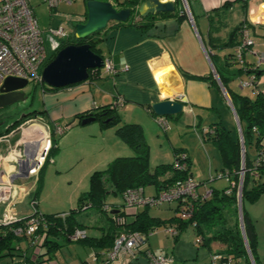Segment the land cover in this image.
Instances as JSON below:
<instances>
[{"label": "rangeland", "instance_id": "374dc122", "mask_svg": "<svg viewBox=\"0 0 264 264\" xmlns=\"http://www.w3.org/2000/svg\"><path fill=\"white\" fill-rule=\"evenodd\" d=\"M99 1L107 2L109 0ZM181 4L183 7L182 1ZM30 6L43 32L48 58L56 53L55 50L60 41L58 37L51 33V30L62 28L69 35H72L75 32V26L84 23L86 20L84 17L86 14L88 15L85 0H76L72 4L63 3L54 9L43 3L42 0H30ZM188 11H190V8H188ZM136 14L134 13L131 16V21L137 20L138 17L136 18ZM80 17L83 18L82 22H79L78 18ZM244 17L241 8L235 9L227 21L228 31L224 30L222 33L226 36L228 32L240 24L241 19ZM199 21V19H196L195 22L199 23ZM231 51V49H228L217 54L219 56L216 59L217 67L227 76H230V70H225L224 57ZM248 59L255 61L251 56ZM238 68V65H233L231 69ZM236 80L233 81L234 88H236ZM237 82H239V78ZM43 85L46 84L29 82L23 90L26 100L9 107L0 108V134L5 133L14 122L20 120L24 115L34 112L39 115L46 110L54 109V102L50 98L49 93L45 92ZM46 87L50 88L47 85ZM249 90L244 89V91L239 92L248 94ZM62 108L63 105L57 107L59 110ZM119 115L122 119V124L130 122L132 117L140 118L143 120V123L145 122V125L141 123V127L144 138L150 147L151 169L159 165L174 164L175 149L184 147L187 149V153L192 160V168L193 173L196 175V182L203 183L199 186L200 192L203 193L206 190L213 191L214 189L222 191L230 186V182L226 177L219 178L223 165L218 148L211 139L204 137L202 132L204 129L196 126L197 123L194 121L193 115L181 113L168 117L170 129L167 132H164L156 121L147 119L141 112L129 113L121 109ZM64 121L71 125V129L63 138L61 135L56 136V146L59 147V150L49 154V160L44 164L34 180L29 179L23 182L27 185L26 182L29 183L33 180L29 186L28 196L19 202L15 208V216L19 217V219L30 217L35 213L33 203L36 204L37 211L45 215L68 214L73 210H77L80 197L89 191L90 178L94 172L107 169L109 164L117 157H132L136 154V151L118 135V126L103 130L100 128L99 122L81 126L74 123L72 119H65ZM219 122L225 126L232 137L237 136L238 133L240 140L238 123L230 106H220L218 110H214L209 116H205L202 126ZM31 123L28 120L20 128L26 129ZM20 128L18 126L14 131L18 129L20 131ZM247 152L250 161H254L258 157L256 148L250 144L247 145ZM245 175L246 172H244L243 177L239 176L237 182L239 187V192H236L238 199L237 214L232 211L227 215V219L232 226L236 220H239L241 226L243 221V208L248 212L258 232V254H262L259 261H261V264H264V194L254 203L249 202L247 199L243 202L242 190ZM259 181L260 184H264V174ZM253 184L254 182L252 180L249 184L250 189ZM144 195L147 197L157 195L156 187L152 184L147 185L144 188ZM240 197L242 212H240L239 206ZM34 200L35 202H33ZM106 204L111 206L117 205L118 209L126 214L134 209L124 205L122 196L108 195L106 197ZM177 205L178 202L172 204L163 203L159 207L152 206L149 207V213L163 220L174 215L173 218H176L175 207ZM110 212L111 210L105 212L103 209L89 208L75 213L76 220L85 227L88 240L84 242L68 241L64 236L57 237L51 235L50 239L59 245L55 259L41 264H100L104 259V255H101L102 250L97 249L92 243L95 238H101L104 234L109 233L112 226ZM0 213H2V210ZM177 220L168 225L177 227L180 235L178 237L179 239L175 241L176 238H172L170 235L164 233L165 225H163L158 227V232L149 238V243L146 244L147 247H151L152 251L156 253H172L175 256V243L182 241L188 246L196 248V250L199 249V254H202L201 259L203 260L207 256V254L203 253H206L208 250L201 244H195L198 240L195 227L192 224H188L181 231L179 219ZM214 244V246L211 245L212 250L214 249L216 251L221 248L218 243ZM13 246L15 249L20 247L21 251H26L25 242L20 243V245L15 242ZM28 251L29 254L33 253L30 252L31 249ZM96 252L100 253L98 255V261L94 257ZM40 253L41 248H36L33 254L36 256ZM20 254L21 252L19 250H14L12 255L1 258L0 264H20L22 260ZM248 256L250 257L249 253ZM187 259L178 260L177 258V264H195L193 259ZM239 261V264H247L245 259L241 258Z\"/></svg>", "mask_w": 264, "mask_h": 264}, {"label": "trees", "instance_id": "16d2710c", "mask_svg": "<svg viewBox=\"0 0 264 264\" xmlns=\"http://www.w3.org/2000/svg\"><path fill=\"white\" fill-rule=\"evenodd\" d=\"M90 0H85L87 3ZM146 0H109L107 2H113L114 7L117 10L130 9L132 11L131 16L134 13L136 18L140 16L138 13L139 6ZM182 0H175L176 9L174 12H165L161 13L158 16L149 15L145 18H141L140 21L130 20L126 22H115V25L118 26H137L142 28H148L154 25V22L157 19L161 18H172L178 17L184 19L187 16L184 6L181 4ZM238 1H244L242 8L244 10L248 7L249 0H236L235 2H226L221 8L215 9L210 14L207 15L209 23V33L208 40L206 43L207 52L209 54L210 60L213 63L214 70L218 75V78L221 82V85L225 92L230 96L232 105L238 116V120L241 125L244 138L245 146V169L247 170L246 175L244 176V184L242 190V201L244 202L247 199L249 202L257 201L262 194H264V184H260L259 179L264 174V166L260 168L257 165V168L254 166V162L257 161V158L254 161H250L248 158L247 145L250 144L256 148V151L259 152L264 150V94L256 91L257 96L255 99H251L248 96L237 94L233 92L230 88L231 82L243 76V70L231 69L233 63L231 58L233 53H229L224 57V63L226 65V71L230 70V76L222 73L221 70L216 65V59L219 53L228 50L235 49L240 42V29L241 26L245 23L242 22L237 25L233 30L227 33L225 36L222 32L227 27V21L230 17L232 7ZM104 2V1H103ZM192 0H188L190 12L195 19L193 9H192ZM86 17V18H85ZM84 22L87 21L88 15L86 14ZM83 21V18L81 22ZM103 31L92 34L91 36L85 39L76 38L75 32L64 40H60L59 44L51 57H49L47 64L53 61L57 53L63 48L69 45H83L88 44L91 46V49L96 54L100 55V50L98 48L101 39L99 36ZM101 56V55H100ZM102 57V56H101ZM229 68V69H227ZM90 72V78L96 76L100 70ZM261 69L256 71V76L262 74ZM187 77H190L195 80L209 81L215 87H219V84L213 75L206 77H197L184 74ZM45 91H55L59 89H52L43 85ZM113 104L103 106L98 109V111L93 113H85L77 115L78 124H81V121L88 116H95L97 122H99L102 129H108L113 126H118L117 133L118 135L132 148L136 151V154L132 157H117L114 159L108 166L107 169L103 171H96L92 174L90 178V188L89 191L84 193L78 204V209L73 210L72 212L66 214H55V215H45L40 214L37 209L32 216H40L44 219L41 223V227L36 231L32 236H27L26 234L17 235L15 231L19 228H24L26 222L30 217L23 218L18 222L10 224L8 226L0 227V259L5 256H10L13 254L14 250H19L21 252L22 260L20 264H41L44 262H50L55 259L56 251L58 250V243L50 239L51 235L57 237L64 236L68 241H73L71 237L76 230H85L83 224L79 223L75 218V213L81 212L89 208H98L103 209L105 212L110 210H105L106 197L108 195L122 196L128 190L143 189L147 185H154L156 187L157 194L167 190L174 184L179 181H182L189 176H191V162L182 149H175V158L180 153L186 154L187 169L184 171H179L174 168V164L159 165L154 169L150 168V147L144 138L143 129L139 124L134 123H124L122 124V119L118 113V110L112 108ZM152 117H156L152 112L151 108L148 109ZM43 114V113H40ZM37 115L36 112L31 113L28 118L34 117ZM107 120H110L108 123ZM19 121L12 124L5 133H10L15 128L19 126ZM209 128L215 129L214 135L204 134V137L212 140L215 146L218 148L221 159H222V173L229 174L231 182L237 184L239 180V172L241 170V164L243 160L241 143L239 136L232 137L227 131L225 126L219 122L215 123ZM256 129V131H254ZM2 134H0L1 136ZM57 150L55 146L51 150V154ZM252 173H257L258 176H252ZM253 180L254 184L252 188H249L250 182ZM231 189V194H226V191ZM237 187H226L224 190L219 191L214 189L212 192V198L204 199L201 198L195 203V213L193 219L189 221H180L181 231L183 227L188 224L196 223L195 230L199 237L203 239L202 245L208 246L213 242L223 244L226 249L220 255L222 256L218 264H235L242 258L248 259V252L243 237L242 229L239 223V220L235 221L233 226L229 224L227 215L230 212L234 211L237 214L238 211V199H237ZM204 193H201L203 195ZM156 196V195H154ZM181 204H178L176 207V212H179L182 208ZM119 210V209H118ZM115 211L111 209V212ZM110 212V213H111ZM115 215L122 216L126 219V224L124 229L128 231L135 232H148L154 228L165 225L166 223L177 220L172 218L168 222H163L159 219L152 218L149 215V206L144 207V210L136 215V218L132 222L127 221V215L125 212L120 211L118 213H111L110 221L112 226L108 234H104L101 238H95L93 245L97 249L102 250V254H106L108 249L113 246L115 237L119 231V227L115 224L113 217ZM178 221V220H177ZM243 226L244 234L247 240L248 247L251 251L252 257L255 264H258L257 257V246L258 238L255 229V224L251 219L248 212L243 208ZM39 236L40 241L35 242L36 237ZM180 236V235H179ZM176 239H178V237ZM88 236L82 242L87 241ZM79 241V242H80ZM25 242L26 251H21V248L18 247L15 249L13 246L14 243ZM35 248H41V253L35 256V260L32 261L31 258L34 254H27L28 250L33 252ZM6 252V253H4ZM100 253L97 252V258ZM99 260V258H98ZM96 260V261H98ZM104 259L100 264H103ZM210 264V263H209Z\"/></svg>", "mask_w": 264, "mask_h": 264}, {"label": "crops", "instance_id": "0c3cea01", "mask_svg": "<svg viewBox=\"0 0 264 264\" xmlns=\"http://www.w3.org/2000/svg\"><path fill=\"white\" fill-rule=\"evenodd\" d=\"M235 1L236 0H193L192 9L195 16L193 24L189 21L188 17L184 19L178 17L157 19L154 25L148 28L118 26L115 25L116 21L109 22L107 28L103 30L102 34L99 36L101 42L98 48L104 61H111L118 73L116 75H109L101 70L87 82L62 88L61 90L45 91L49 93L50 98L54 102V109L46 110L43 114H37L33 118L28 119L30 122H35V126H32V128L37 130L39 135L52 138L54 146L57 148V150L54 151H58L59 147L56 146V136L60 135L56 132V127L58 125L67 128L65 133L61 135L63 138L71 129V125L65 123V119H72L74 123L81 125L78 124L77 115L87 112H96L103 106L113 104L119 98L124 101V105L116 109L118 113L121 109L129 113L141 112L147 119H152V121H156V119L150 115L148 109L151 108L153 104L165 99L179 100L184 103V113L193 115L197 127L199 126V128L203 129L209 128L213 124L202 126L204 117L209 116L214 110H218L220 106H230L225 93L220 85V88H218L209 81L195 80L184 74L197 77L214 76V66L207 56V47L205 43L208 40L209 33L207 15L213 10L221 8L226 2ZM263 1L264 0H249L246 10L242 8L244 1H238L234 4L231 11V13H233L237 8L242 9L245 17L241 19L240 23H249L252 28V35L259 48L264 44V15L259 14L255 17L251 12L254 7L261 5ZM249 17L250 19H248ZM141 18L142 17L139 16L137 21H140ZM196 19L200 20L199 23L195 22ZM225 30L228 31V27L225 26ZM233 52L234 49H232L231 53ZM249 61L253 62L252 60ZM126 68H128V70H125ZM261 71H263L262 74L257 78V91L258 93L261 92L264 94V67L261 68ZM237 80L236 88H234V83L231 82V90L235 93L238 92L237 94L255 99L257 93L252 90H249L248 94L241 93L244 89L240 88ZM59 105H63V108L60 110L57 109ZM230 109L234 114L231 106ZM28 120L26 122H28ZM126 123L139 124L140 126L142 123L145 125V122L143 123V120L137 117H132L131 121ZM20 129V131L19 129L16 131L13 130L10 133H3L1 135L8 136V139L0 143V174L4 173L10 175L14 174L16 171L14 164L11 162L13 160V155L10 156V154L26 137V131L23 132L24 129ZM21 147L19 146V148ZM180 149L184 150L187 154L191 162V176L195 179L196 175L193 173L192 160L187 153V149L184 147ZM6 157L7 159L5 160ZM33 180L31 182H33ZM31 182L26 183L30 186ZM199 184L201 185L203 183ZM210 198H212V195ZM112 207L115 209L118 208L117 205L111 206V208ZM143 210L144 207L131 210L126 214L127 221H134L136 215ZM178 213L179 212H176L177 219H179ZM149 215L163 222H168L175 216L163 220L162 218L152 216L150 213ZM16 218L19 219L17 216ZM171 223L172 222L166 223L165 226ZM195 233L197 234L196 230ZM256 233L258 238L257 229ZM176 240L177 239H175V241ZM148 243L149 242H147V244ZM214 243L217 242L204 246L208 251L203 253L207 254L203 260L201 259L202 254H199V249L196 250V248L188 246L182 241L175 243V256L172 253L165 254L173 256L175 264H177V258L178 260H183L184 258H188L187 260L193 259L195 264H209L213 255H220L226 249L223 244L218 243L221 248L216 251L214 249L212 250L211 245L214 246ZM258 247L259 246H257L258 264L259 262L261 264L259 258L262 254H258ZM146 250L152 251L151 247L145 245L141 253H139L138 259L140 262L134 263V261H131V264H144L143 260H145V258L143 254H145ZM193 250L194 252H192ZM27 254H29V251ZM95 254H97V252ZM243 259H245L247 264H253L249 256L248 259ZM31 260L34 261L35 256H33ZM239 262L240 261H238V264ZM115 264L129 263L118 261Z\"/></svg>", "mask_w": 264, "mask_h": 264}, {"label": "built area", "instance_id": "2783aa9c", "mask_svg": "<svg viewBox=\"0 0 264 264\" xmlns=\"http://www.w3.org/2000/svg\"><path fill=\"white\" fill-rule=\"evenodd\" d=\"M76 0H42L50 8L59 7L60 4H72ZM193 1V0H192ZM184 4H188V0H183ZM113 3V2H112ZM189 7V4L187 5ZM189 21L193 24L192 14L186 13ZM81 22L82 17L78 18ZM51 33L58 37L59 40H64L70 35L62 28L51 30ZM207 56L209 54L207 52ZM253 57L255 61L250 62L248 57ZM48 55L45 48L43 32L40 29L39 22L30 6V0H0V87L8 78H18L27 80L33 83H43L42 73L48 62ZM234 65H238L243 70V77L239 78V86L241 89H250L254 92L258 90L256 71L264 67V44L257 46V43L252 35V28L249 23H244L240 29V42L236 46L231 58ZM103 70L106 74L116 75L117 69L109 60L104 61ZM125 70H128L126 68ZM99 71V70H98ZM94 70L93 73H95ZM246 77V78H245ZM222 88V86H221ZM223 89V88H222ZM225 94V90L223 91ZM226 96V95H225ZM124 101L119 98L113 103L112 108L117 109L122 107ZM156 122L160 125L164 132L170 129V123L166 117H155ZM28 128H23L25 132L24 141L14 149L10 156L13 155L11 161L16 171L14 174H0V227L8 226L21 219L15 216V208L29 194V186L25 181L34 179L38 176L41 168L49 160V154L54 144L50 137L39 135L38 131L33 129L35 122ZM32 128V129H30ZM66 127L57 126V134H64ZM256 131V129L254 130ZM205 134L214 135L215 129L206 128L203 131ZM8 136H2L0 143L7 141ZM242 164L239 176L243 177L245 169V150L242 149L244 144L243 132L240 136ZM19 146L21 148H19ZM8 157V156H7ZM5 158V160L7 159ZM254 167L260 168L264 166V150L260 151L257 161L254 162ZM22 167L23 172L19 173V168ZM186 154L180 153L174 162V168L179 171L187 169ZM252 176L257 177V173H252ZM226 177L230 182V188L237 187L235 182H231L229 174L219 175V178ZM200 184L189 176L188 178L177 182L167 190H164L156 196H145L143 189L128 190L123 195V202L126 207L141 208V207H159L163 203L172 204L178 202L182 205V209L178 213L180 221H189L193 219L195 213V203L201 198L209 199L213 191H206L203 195L199 192ZM232 190L228 189L226 194H231ZM239 192V190L237 191ZM35 202V200L33 201ZM33 208L36 210V204L33 203ZM111 206L107 205L105 210H111ZM113 220L119 231L115 237L113 246L106 254H103L105 261L103 264H115L118 261L130 263L139 257L142 248L147 244L148 239L158 232V228H154L148 232H135L124 229L126 219L122 216L115 215ZM44 219L40 216H32L26 222L24 228H19L15 231L17 235L23 233L27 236H32L41 227ZM194 227L196 223L192 224ZM164 233L172 238L179 236L177 227L166 225ZM87 238L85 230H76L71 239L80 241ZM39 236L35 242H39ZM201 237L196 241V245L202 244ZM147 264H175L173 256L165 253H156L151 250H146L143 254ZM98 260L97 255L94 256ZM222 256L215 254L211 257L210 264H218Z\"/></svg>", "mask_w": 264, "mask_h": 264}, {"label": "water", "instance_id": "95a60500", "mask_svg": "<svg viewBox=\"0 0 264 264\" xmlns=\"http://www.w3.org/2000/svg\"><path fill=\"white\" fill-rule=\"evenodd\" d=\"M187 5L188 4H184V10L186 13L190 14V11H188L189 7ZM175 9V0H146L139 6L138 13L141 17L145 18L149 15L158 16L161 13L174 12ZM87 10V22L80 23L75 26V35L78 39H85L94 33L105 30L109 22H126L132 14L130 9L117 10L112 2H103L99 0L88 1ZM103 66L104 59L100 55L93 52L90 45H69L60 50L55 59L46 65L42 73L43 83L52 89L66 88L79 83L87 82L90 78L89 71L100 70ZM214 76L219 85L222 86L215 71ZM27 85V80L18 78L6 79L0 87V108L9 107L26 100L23 90ZM225 95L234 112L239 127V135L241 136L242 129L238 116L229 95L227 93ZM151 110L155 116L168 118L170 116L184 113V103L179 100L165 99L153 104L151 106ZM96 120L97 118L95 116H88L81 121V125L86 126L96 122ZM109 121L110 120H107L106 122L108 123ZM242 145V149L245 150L244 144ZM22 172L23 169L20 167L19 173L21 174ZM239 200L240 212H242L241 197ZM118 212L119 210H115L111 213L114 214ZM241 229L247 251L250 254L252 263L255 264L244 234L243 221ZM137 262H140L139 259L134 261V263ZM143 263L147 264V260H143Z\"/></svg>", "mask_w": 264, "mask_h": 264}, {"label": "bare ground", "instance_id": "6f19581e", "mask_svg": "<svg viewBox=\"0 0 264 264\" xmlns=\"http://www.w3.org/2000/svg\"><path fill=\"white\" fill-rule=\"evenodd\" d=\"M251 13L255 17L258 16L259 14L264 15V1L261 3V5L254 7Z\"/></svg>", "mask_w": 264, "mask_h": 264}, {"label": "flooded vegetation", "instance_id": "af4514ba", "mask_svg": "<svg viewBox=\"0 0 264 264\" xmlns=\"http://www.w3.org/2000/svg\"><path fill=\"white\" fill-rule=\"evenodd\" d=\"M87 22V21H86ZM86 22H84V23H86ZM29 83V82H28ZM20 103V102H19ZM28 116H30V114H28V115H24L20 120H17V121H19L20 123H19V128L22 126V125H24V123L29 119L28 118ZM31 118H33V117H31ZM30 118V119H31ZM16 121V122H17ZM34 122V121H33ZM15 123V122H14ZM13 123V124H14Z\"/></svg>", "mask_w": 264, "mask_h": 264}, {"label": "clouds", "instance_id": "9594fccd", "mask_svg": "<svg viewBox=\"0 0 264 264\" xmlns=\"http://www.w3.org/2000/svg\"><path fill=\"white\" fill-rule=\"evenodd\" d=\"M209 58H210V57H209ZM214 71H215V70H213V74H214ZM214 77H215V76H214ZM215 79H216V78H215ZM216 80H217V79H216ZM217 82H218V81H217ZM218 84H219V83H218ZM220 87H221V86H220ZM221 89H222V88H221ZM222 90H223V89H222ZM112 210H118V208H116V209H115V208H112Z\"/></svg>", "mask_w": 264, "mask_h": 264}]
</instances>
